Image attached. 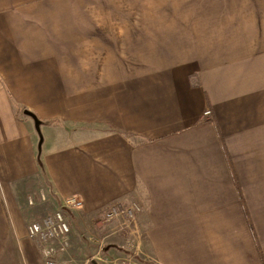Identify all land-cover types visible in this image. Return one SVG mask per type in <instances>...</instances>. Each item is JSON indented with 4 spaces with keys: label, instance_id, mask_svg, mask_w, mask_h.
<instances>
[{
    "label": "crops",
    "instance_id": "crops-1",
    "mask_svg": "<svg viewBox=\"0 0 264 264\" xmlns=\"http://www.w3.org/2000/svg\"><path fill=\"white\" fill-rule=\"evenodd\" d=\"M131 256L264 264V0H0V264Z\"/></svg>",
    "mask_w": 264,
    "mask_h": 264
},
{
    "label": "built area",
    "instance_id": "built-area-1",
    "mask_svg": "<svg viewBox=\"0 0 264 264\" xmlns=\"http://www.w3.org/2000/svg\"><path fill=\"white\" fill-rule=\"evenodd\" d=\"M206 119L211 118V111L206 110L203 114ZM83 202L78 197L66 198L59 207L52 213L46 215L40 220L33 221L27 226V238L37 244L45 261L51 263V258L55 257L53 243L60 242L67 238L71 231L69 217L67 212L78 211L82 208ZM141 207L138 204L129 206L115 203L111 205L106 212L102 215V224L118 221L122 230L128 231L134 225L137 214L140 212ZM109 264V263H100ZM113 264H154L144 263L138 261L126 260L123 262H115Z\"/></svg>",
    "mask_w": 264,
    "mask_h": 264
},
{
    "label": "rangeland",
    "instance_id": "rangeland-1",
    "mask_svg": "<svg viewBox=\"0 0 264 264\" xmlns=\"http://www.w3.org/2000/svg\"><path fill=\"white\" fill-rule=\"evenodd\" d=\"M41 193V195H42V200L44 201L45 200V198H46V196H45V194H43L44 192H46L47 191V189L46 188H44L43 186H41L40 187V190H39ZM40 195V196H41ZM30 196V195H29ZM31 197H32V195H31ZM59 207V206H58ZM56 210V209H55ZM67 215H69V217L71 216V213H67ZM73 221L74 222H77V224L79 223L78 222V220L76 219V218H74L73 217ZM110 241H112V239H110ZM109 243V242H108ZM108 243H105L104 245H103V247L105 246V248H103V251L104 252H106V251H108L109 250V248H112L111 246H108ZM115 249H116V251H118V252H121L122 250H119V247H114ZM102 251V252H103ZM115 255H117V252L115 253ZM122 256V255H121ZM135 259H137V257L136 256H131L130 257V259H128V260H130V261H133V260H135ZM50 260H55V259H53V258H51ZM124 260L121 258V259H114L113 261H112V263H115V262H123Z\"/></svg>",
    "mask_w": 264,
    "mask_h": 264
}]
</instances>
